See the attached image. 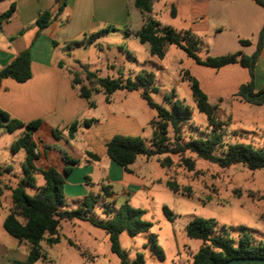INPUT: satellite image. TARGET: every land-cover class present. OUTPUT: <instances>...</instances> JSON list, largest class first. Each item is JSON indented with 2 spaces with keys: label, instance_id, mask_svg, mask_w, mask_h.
Wrapping results in <instances>:
<instances>
[{
  "label": "rangeland",
  "instance_id": "1",
  "mask_svg": "<svg viewBox=\"0 0 264 264\" xmlns=\"http://www.w3.org/2000/svg\"><path fill=\"white\" fill-rule=\"evenodd\" d=\"M171 7L175 9V17L171 16ZM187 9V0H154L152 13L143 16L131 5L128 28L135 32L142 26L144 19L149 17L160 27H170L181 33L188 31L201 43L196 52L201 59L236 52L251 54L255 51L264 21L257 28L240 26L243 15L248 12L243 2L238 4L232 0H213L210 6L213 25L205 29H196L190 24ZM257 9L261 14L264 12L261 8ZM218 13H222L230 25H237L236 29L221 24L216 16ZM239 40H248L250 45L242 46ZM120 47L127 50L134 59H127ZM85 53L79 61L80 64L91 72L97 69L99 77L116 78L122 73L123 81L127 78L134 81L140 70L150 72L154 77L153 87L156 89L149 92L153 102L171 109V102L178 100L191 111L189 120L182 128L183 140H187L189 136L205 138L213 129L208 125L206 115L198 111L191 98L188 83L183 81L182 71H188L198 81L208 103L216 107L215 124L218 125V132L223 134V147H216L214 155L224 156L226 146L236 142L250 144L254 148L264 147V104H247L236 96L240 85L249 80L246 69L238 65H228L213 70L196 64L182 49L175 46H167L164 58L155 59L150 55L148 44H141L138 40L128 41L122 31L100 37ZM78 73L81 85L89 87L85 80V70L81 69ZM257 77L259 82L255 85ZM261 89H264V63H255L254 91ZM123 95H129V99H125ZM93 100L100 102L102 107L105 106L104 102L102 103L103 94L95 95ZM113 101L115 110H124L126 115L140 124V128L131 138H139L149 147L152 138L149 123L156 117L155 111L147 106L138 92L120 90L113 97ZM23 133L24 129L18 128L14 134L7 137H20ZM42 133L43 131L40 136L44 137ZM168 135L172 137L171 130ZM82 150L81 142H77L75 150H71L62 141L57 147H51L49 156L56 160L55 164L59 167L64 152L68 156L79 158V164L84 163L83 158L88 162L94 161L86 154L83 155ZM166 157L172 160V165L160 166L159 161ZM23 160V151L12 153L6 149L0 164L10 163L16 172L17 181L22 174ZM139 161L146 162L138 177L143 179L147 190L137 191L127 198L119 196L115 203L110 198H99L94 208L95 217L101 220L107 218L105 209H113L114 204L118 208L127 202L131 207L144 212L142 220L150 223L149 232L134 237L122 232L119 236L120 247L126 252L129 260L135 259L139 254L143 258V264H190L192 255L201 246V241L188 238L185 232L186 225L194 218L214 219L217 224L212 235L229 238L234 246L239 239L240 227L246 228L255 240L264 242V167L254 171L241 165L220 168L207 161L195 159L194 170L190 172L182 166L179 158L172 154L152 156L148 159L140 157ZM93 174L90 178L94 185L90 188L92 195L96 196L95 194L100 193L96 183L105 182V179H101L105 177L95 167ZM126 176L129 179L131 175L128 172ZM34 177L38 184L43 182L37 174ZM168 180L176 182L178 193H173L166 186ZM121 188L120 184H114L112 187L115 193H119ZM25 192L30 196L34 194V190L28 187ZM4 198L3 195V206L6 205ZM9 203L8 199L7 204ZM163 207L171 212V216L164 213ZM75 208L76 204L72 199L65 196L63 209ZM113 210L111 211L114 212ZM149 235L155 237V245L162 258L150 248ZM59 239L54 245L40 243L43 258L35 264H120L119 258L110 251L104 230L89 222H60Z\"/></svg>",
  "mask_w": 264,
  "mask_h": 264
},
{
  "label": "trees",
  "instance_id": "2",
  "mask_svg": "<svg viewBox=\"0 0 264 264\" xmlns=\"http://www.w3.org/2000/svg\"><path fill=\"white\" fill-rule=\"evenodd\" d=\"M154 0H134V7L143 15L152 13V3ZM258 6L264 8L263 0H252ZM64 2L58 8V13L63 10ZM10 8L0 15V22L7 20L12 12ZM175 9L171 7V16L175 17ZM52 15L44 12L37 21L40 30L48 26ZM107 31H100L91 35L83 41H76L72 46H88L94 40L102 36ZM133 35L142 44L149 45V52L155 59H163L167 46H175L182 49L188 57L195 61L196 64L218 70L228 65H238L246 69L249 74V80L240 85L236 96L239 100L251 104H264V89L254 91V66L263 46L264 25L258 35L255 51L247 56L242 52L222 55L217 57H206L201 59L197 55L198 46L201 44L199 39L191 35L190 32H177L170 27H160L159 24L149 17L144 19L142 26L133 33ZM242 46H249L248 40H239ZM127 59L133 60V56L122 47L119 48ZM30 53L26 49L21 52L9 65L0 70V79L10 78L18 83L27 81L31 76L30 71ZM98 71L91 72L85 70V80L89 87L81 85L82 82L78 73L73 72V83L79 86V96L85 99L90 107L93 103L90 101L92 93L103 91L108 96L115 91L138 92L139 96L146 102L147 106L154 110L156 117L150 121L152 129V138L150 146L139 138L114 136L106 144V156L120 166L126 173L128 167L132 165L138 157L150 158L162 154L176 155L180 163L187 171L194 170V160L201 159L215 164L220 168H228L232 165H241L248 170H258L264 167V147L254 148L250 144L231 143L226 146L224 156H216L213 151L216 147H223V134L218 132L215 124L214 111L216 107L211 106L207 101V96L202 91L198 81L192 77L188 71H182L183 81L188 83L190 95L199 112L206 115L207 123L213 127L211 132L205 138L189 136L183 140L182 128L190 118V109L183 106L180 101L171 102V109H167L160 104L153 102L149 96L150 91H156L153 87L154 77L146 70H140L134 81L127 78L123 81V74L116 78L99 77ZM95 82H93V80ZM95 85V87H93ZM92 121L82 122L84 127H88ZM41 125L40 120H35L24 124L10 116L0 109V128L8 132H13L18 128H23L24 133L15 140L10 151L17 153L24 152V161L22 162V176L13 187L3 185L0 179V197L5 190L10 192V203L7 214L3 220V228L6 233L17 240L28 245V252L25 262L17 264H35L41 258L40 243L45 242L47 245H54L59 242L60 222L62 221H86L95 227L101 228L106 233L110 251L115 254L120 264H143L141 255L129 260L126 252L120 247L119 236L126 232L130 237L140 233H147L150 230V223L142 220L144 212L141 209L133 208L128 203L121 204L112 212V209H105L107 218L101 220L95 217L94 208L99 198H109L111 196V187L101 185L100 194L94 196L88 194L85 199L72 210H64L65 178L71 170V166L77 165L78 161L62 154L61 159L65 164L62 173L55 168L49 167L45 170L39 169L34 162L39 157L36 143L32 139L33 132ZM77 123H72L68 127L69 138L73 137L77 129ZM171 130L172 137L168 133ZM60 133L53 131L54 137ZM189 154V156H186ZM88 158L98 160L94 154L87 153ZM192 155V156H190ZM160 166L170 167L172 160L166 157L159 161ZM0 168V176L2 175ZM4 171H7L4 168ZM35 174H40L43 184L38 185ZM166 186L173 192L178 193V186L175 181H166ZM34 190L33 195H28L25 188ZM167 216L171 212L163 207ZM214 219L194 218L185 227L188 238L201 241V246L192 255L190 264H220L231 259H264V242L255 240L246 228L240 227V235L237 245L234 246L229 238L212 235L216 226ZM148 244L160 258L162 254L157 250L155 237L149 235ZM239 264H258V263H239Z\"/></svg>",
  "mask_w": 264,
  "mask_h": 264
},
{
  "label": "crops",
  "instance_id": "3",
  "mask_svg": "<svg viewBox=\"0 0 264 264\" xmlns=\"http://www.w3.org/2000/svg\"><path fill=\"white\" fill-rule=\"evenodd\" d=\"M187 1V12L192 26L196 29H205L213 25V14L210 12L213 0ZM232 1L238 4L243 2L247 6L248 12L243 15L240 26L260 27L264 21V12L261 14L257 8L263 10L264 8L252 0ZM62 2H64L63 10L58 13ZM131 5L134 6V0H0V15L13 8L10 17L0 22V70L26 49L29 50L31 60V76L27 81L18 83L10 78L0 79V109L10 118L24 124L35 120L41 121V125L32 135L39 152V157L34 162L35 166L43 170L53 167L62 173L64 162L61 161L59 167L55 164L56 160L49 156L51 147H57L62 141L71 150H75L76 143L81 142L83 155L91 153L98 157V160L91 162L83 158L84 163L79 164V158L69 156L77 160L78 164L71 166L65 178L64 194L72 199L76 207L88 194H92L90 187L94 183L90 176L94 175V167L105 177L101 178L105 179V182L96 183L99 185V191L101 185H109L111 187L109 198L113 203L119 196L127 198L137 191L147 190L143 179L138 177V173L142 172L141 167L146 164L145 161H139L140 157H138L130 165L133 169L128 167L131 176L127 179V173L106 156L105 146L114 136L133 137L140 128V124L126 115L124 110L121 111L120 108L115 110L113 97L120 90L108 96L103 91L92 93L90 101L93 106L90 107L87 101L79 96V86L72 80L73 72L86 70L79 61L86 55V50L96 44L100 37L122 31L128 41L138 40L133 35L134 31L128 28ZM44 12L50 13L52 19L47 27L40 30L37 21ZM216 16L221 24L236 29L237 25H230L222 13ZM104 30L107 32L92 44L72 46V43L86 40L91 35ZM261 63H264V39L262 50L256 60L257 65ZM258 82L257 77L255 85ZM100 93L103 94L102 103L105 104L103 107L100 102L93 100L94 96ZM123 96L129 99V95ZM86 120L92 121L88 127L82 125ZM74 122L78 124L77 129L73 137L69 138L68 127ZM15 131L8 132L0 128V160L4 157V151L10 150L11 144L19 138L7 137ZM41 131L44 137L40 136ZM53 131L60 133L58 137H54ZM0 168L3 169L0 179L7 187H13L22 176L21 174L15 181L16 172L10 163L0 164ZM4 168L7 171H4ZM37 175L42 179L40 174ZM42 184L43 182L38 185ZM114 184L122 186L119 193H115L112 189ZM3 195L6 200L4 206ZM3 195L0 197V264L23 263L27 257L28 245L10 237L3 228L10 192L5 190ZM113 209L115 211V204Z\"/></svg>",
  "mask_w": 264,
  "mask_h": 264
},
{
  "label": "water",
  "instance_id": "4",
  "mask_svg": "<svg viewBox=\"0 0 264 264\" xmlns=\"http://www.w3.org/2000/svg\"><path fill=\"white\" fill-rule=\"evenodd\" d=\"M239 263H258L264 264V259L250 258V259H231L220 264H239Z\"/></svg>",
  "mask_w": 264,
  "mask_h": 264
}]
</instances>
